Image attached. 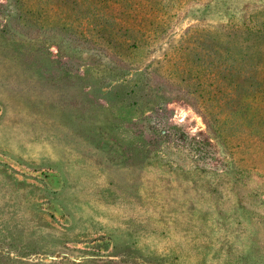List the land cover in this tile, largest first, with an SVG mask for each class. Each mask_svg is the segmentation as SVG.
Returning a JSON list of instances; mask_svg holds the SVG:
<instances>
[{"label": "rangeland", "instance_id": "374dc122", "mask_svg": "<svg viewBox=\"0 0 264 264\" xmlns=\"http://www.w3.org/2000/svg\"><path fill=\"white\" fill-rule=\"evenodd\" d=\"M0 264H264V0H0Z\"/></svg>", "mask_w": 264, "mask_h": 264}, {"label": "trees", "instance_id": "16d2710c", "mask_svg": "<svg viewBox=\"0 0 264 264\" xmlns=\"http://www.w3.org/2000/svg\"><path fill=\"white\" fill-rule=\"evenodd\" d=\"M214 75V73H213ZM218 88L221 89L223 92L227 90L226 94L231 98L235 96L233 90V84L229 82L228 77L224 76L222 78L217 79ZM237 97V96H236Z\"/></svg>", "mask_w": 264, "mask_h": 264}]
</instances>
